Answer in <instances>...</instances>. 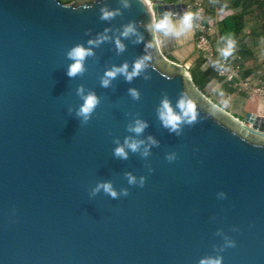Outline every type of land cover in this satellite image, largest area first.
I'll return each mask as SVG.
<instances>
[{"label":"water","instance_id":"water-1","mask_svg":"<svg viewBox=\"0 0 264 264\" xmlns=\"http://www.w3.org/2000/svg\"><path fill=\"white\" fill-rule=\"evenodd\" d=\"M82 3L0 0V264H197L216 254L225 234L236 247L222 253V264H264V115L231 114L154 43L152 16L182 17L185 3ZM102 6L120 14L102 21ZM129 22L140 42L120 36ZM105 29L109 39L93 46L87 72L70 78L66 52ZM146 54L148 67L131 83L118 76L100 85L106 68L125 61L131 68ZM80 84L101 98L83 126L75 114ZM131 87L140 100L129 96ZM164 96L174 108L182 97L197 107V122L179 136L157 118ZM136 115L148 122L137 138L151 135L159 146L146 158L131 151L117 158L113 136L120 143L135 137L126 126ZM166 153L177 158L169 162ZM126 172L146 176L145 185H128ZM108 180L129 195L113 199L101 190L90 197L97 181Z\"/></svg>","mask_w":264,"mask_h":264},{"label":"clouds","instance_id":"clouds-1","mask_svg":"<svg viewBox=\"0 0 264 264\" xmlns=\"http://www.w3.org/2000/svg\"><path fill=\"white\" fill-rule=\"evenodd\" d=\"M141 2L145 3V0H141ZM122 3L124 7L130 6V0H122ZM82 7H88V0H83ZM99 12V18L102 21H111L120 14L119 9H110L107 6H102L99 9ZM199 16V12L194 13L191 11H185L180 18L179 25H177L176 22L173 21V13L166 11L158 19L155 16H152L149 25H147V30L153 33L154 36L156 33H162L165 37H180L185 35L194 27V21L198 19ZM107 33L108 30L105 29L104 33L98 34L94 39H89L87 41L88 46H85L83 43H77L66 52L67 59L71 61L67 68V75L70 78L84 76L88 70L86 61L89 57H93L95 55L93 46L99 47L101 43L108 40L109 36ZM132 35H137V29L133 22H129L123 26L120 36L127 38ZM140 39L141 38L137 35L136 42H140ZM114 43L118 53H121L125 50V45L121 42L119 37L115 38ZM154 43L158 44L159 41L156 40ZM154 43L150 42L148 45H146V47H153ZM235 47L236 42L234 39L231 37L224 38V47L219 50L220 55L225 59L229 58L233 55ZM150 59L151 57L146 54L134 60L132 62L131 68L129 67V63L127 61L120 65H113L110 68H106L103 75L100 77V85L104 88H108L111 86L112 81L118 76H123L126 82L131 83L135 78L139 77L145 71V69L148 67V61ZM145 78L147 79V77ZM128 93L134 101H138L141 98L140 91L135 87L129 88ZM76 95L80 97L82 103L78 108H76L75 114L78 118H80V123L82 126L87 125L93 118V115L96 113V109L101 103V98L94 90L86 91L84 84L77 86ZM176 109H179V111H176ZM68 111H73L71 106H69ZM156 114L157 118L161 122L162 127L166 128L170 133H175L178 136L182 132L183 125H192L196 123L198 117L196 105L192 102V100L185 99L183 97L177 101L176 108L173 107L167 96L162 97L159 105L156 108ZM126 127L128 132L135 134V137L125 136L123 143H120L119 137L113 136V143L116 145L113 149V155L115 157L126 160L128 158L129 151H131L132 153H139L142 158H146L150 155V151L153 146H159V142L151 135H149L146 140L137 138L140 137L148 127V122L142 119L139 115H136ZM165 158L169 162H172L177 158V156L175 153H166ZM148 171H153L151 166H148ZM124 175L127 179L128 185H138L139 187H143L147 179L146 176L142 175L139 177V180H137V177L131 172H126ZM101 190L103 193L107 194L113 199H118L120 196L129 195L128 187H121L119 190H117V188L114 187L113 182L108 180L97 181L95 186L90 189V197H94L100 193ZM220 195L223 197L225 194L220 193ZM219 234H221V230H217V235ZM230 247H236V241L228 234H225L224 244L220 246H214L216 254H209L200 257L197 264H222V253Z\"/></svg>","mask_w":264,"mask_h":264},{"label":"crops","instance_id":"crops-1","mask_svg":"<svg viewBox=\"0 0 264 264\" xmlns=\"http://www.w3.org/2000/svg\"><path fill=\"white\" fill-rule=\"evenodd\" d=\"M176 2H184L183 0H178ZM242 10L241 7H233L230 6L227 0H207V11L209 18L212 21L213 28V36L216 39H220L218 35V27L219 23L226 18H229L233 15V13ZM252 13L251 11H246L243 15V26L241 31L236 35L235 42L236 47L233 54H239L238 48L239 45L245 46L249 51V54L246 56H240L245 63V70L243 71V76H252V79L257 83L258 80L260 84L264 85V57L259 55L260 53V45L264 42V29L262 31L256 30L253 25V21H250L249 18H246V14ZM173 21L179 25L180 18L179 16H173ZM264 22V21H263ZM264 28V24L262 25ZM252 27V28H251ZM158 41L160 48L164 54L171 55L176 61L181 64L186 63L187 61L192 62L196 53V35L195 30L192 28L185 35L180 37L176 36H167L165 37L162 33H158ZM222 44L224 45V41L220 39ZM264 46V45H263ZM258 53V54H257ZM260 57V58H256ZM261 60V62H260ZM244 65V64H243ZM261 66V67H260ZM202 69H207L202 66ZM262 69L261 75H259V71ZM213 71V70H212ZM220 78V79H219ZM224 85L227 88H231L232 92L227 93L225 91L226 102H228V106L219 103L209 97L213 102L235 115L236 117L243 118L247 112H252L257 115H264V94H252L248 95L242 93L238 90L233 89L225 82L221 77H218L216 74L210 79L207 83V86H217ZM205 87V93L206 88ZM219 86V87H220ZM226 88V89H227ZM228 107L230 110L225 108ZM230 106V107H229Z\"/></svg>","mask_w":264,"mask_h":264},{"label":"built area","instance_id":"built-area-1","mask_svg":"<svg viewBox=\"0 0 264 264\" xmlns=\"http://www.w3.org/2000/svg\"><path fill=\"white\" fill-rule=\"evenodd\" d=\"M186 11L199 12L200 16L194 21L196 35V47L203 59V67L211 68L230 87L242 93L264 94V85L260 81L256 83L252 76H243L245 67L239 54H233L225 59L220 55V49L224 47L220 39L213 36L212 21L207 11V0H183Z\"/></svg>","mask_w":264,"mask_h":264},{"label":"trees","instance_id":"trees-1","mask_svg":"<svg viewBox=\"0 0 264 264\" xmlns=\"http://www.w3.org/2000/svg\"><path fill=\"white\" fill-rule=\"evenodd\" d=\"M165 2H176L178 0H164ZM230 6L241 7L242 10H239L231 17L223 19L219 23L218 35L221 40L224 41V38L231 37L235 39L236 35L241 31L243 26V15L246 11H251L255 2H258L260 5L264 6V0H227ZM238 53L240 56H246L249 54V51L245 46L239 45ZM203 59L200 57L197 59L192 67L189 68V71L192 75V78L195 84L205 93V87L210 79L215 75L211 68L202 69ZM220 79V78H219ZM227 93H231L232 89L227 88Z\"/></svg>","mask_w":264,"mask_h":264},{"label":"rangeland","instance_id":"rangeland-1","mask_svg":"<svg viewBox=\"0 0 264 264\" xmlns=\"http://www.w3.org/2000/svg\"><path fill=\"white\" fill-rule=\"evenodd\" d=\"M62 1L64 2V4H68V3L73 2L74 0H62ZM251 12L252 13L246 14V18H249L250 21L254 22L252 26H254L256 28V30L262 31L264 29L263 26H262L264 24V22H263L264 21V6L260 5L258 2H255L253 7H252V9H251ZM235 13H233V14H235ZM258 43L260 45L259 47H260V50H261L259 55H260V57L261 56L264 57V46H263L264 42L261 44V42L258 41ZM196 53H197V55H195V57H194L192 62H189V61H187L186 63L184 62V65L188 67V70H189L190 67H192L194 65L195 61L201 57L197 47H196ZM260 57H256V58L258 59ZM261 60H263V59H261ZM261 60H260V62H261ZM243 64H244L243 66L245 67L246 66L245 63H243ZM261 72H262V69L259 71V75H261ZM219 86L220 85L207 86V88H206L207 95H209V97L211 99H213L215 101H218L219 103L228 106L229 104H228V102H226V96L224 94L225 91H226L227 86L224 85V83L220 87ZM226 106H225V108L230 110Z\"/></svg>","mask_w":264,"mask_h":264}]
</instances>
